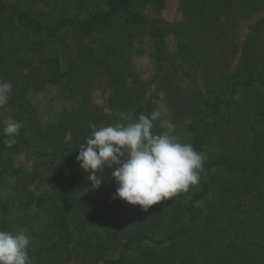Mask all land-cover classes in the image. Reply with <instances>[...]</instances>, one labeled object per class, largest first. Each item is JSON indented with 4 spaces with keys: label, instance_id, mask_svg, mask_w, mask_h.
<instances>
[{
    "label": "trees",
    "instance_id": "16d2710c",
    "mask_svg": "<svg viewBox=\"0 0 264 264\" xmlns=\"http://www.w3.org/2000/svg\"><path fill=\"white\" fill-rule=\"evenodd\" d=\"M37 1L0 0V80L13 85L0 230L29 236L32 264H264V0H179L174 21L167 0ZM50 86L69 104L44 120L29 96ZM161 106L151 131L205 156L198 185L147 210L113 198L112 169L93 188L77 161L91 125ZM17 121L9 148L3 129Z\"/></svg>",
    "mask_w": 264,
    "mask_h": 264
},
{
    "label": "clouds",
    "instance_id": "9594fccd",
    "mask_svg": "<svg viewBox=\"0 0 264 264\" xmlns=\"http://www.w3.org/2000/svg\"><path fill=\"white\" fill-rule=\"evenodd\" d=\"M13 85L0 80V107L11 99ZM163 95V94H161ZM163 106L151 116L141 114L135 122L97 128L80 145L77 161L90 173L87 179L99 188L105 167L118 184L113 198H121L144 210L162 200L187 192L198 185L205 156L191 143L181 142L175 135L153 134L151 131ZM23 124L8 123L3 129L4 143L11 148ZM30 238L23 231L12 233L0 230V264H32L29 254Z\"/></svg>",
    "mask_w": 264,
    "mask_h": 264
},
{
    "label": "rangeland",
    "instance_id": "374dc122",
    "mask_svg": "<svg viewBox=\"0 0 264 264\" xmlns=\"http://www.w3.org/2000/svg\"><path fill=\"white\" fill-rule=\"evenodd\" d=\"M36 4L44 10H48L50 8V5L42 2V0H38ZM178 5L179 0H167L165 8L162 11V17L169 21L178 20L181 17ZM259 18L260 16H255L253 19L248 20L243 28V32L244 30H248L249 25ZM137 63L139 67L146 70L150 65V59L146 56H143L137 59ZM29 97L38 108L39 113L44 120L54 119L59 115L63 108L69 104V100L65 98L63 90L58 86H50L43 91L31 92ZM103 100L104 95L102 94V91H96L94 94V101L96 103H102ZM237 125L238 124H235V126ZM15 164L16 166H23L26 169H30L32 166V163L27 161L23 155H17L15 157ZM12 185L13 183L9 178L0 181V198L6 199L11 194L10 191H12ZM116 255L117 254H111L113 257Z\"/></svg>",
    "mask_w": 264,
    "mask_h": 264
}]
</instances>
